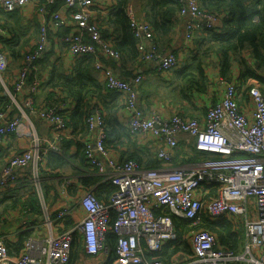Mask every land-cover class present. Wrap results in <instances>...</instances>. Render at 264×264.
I'll return each instance as SVG.
<instances>
[{
	"label": "built area",
	"instance_id": "built-area-1",
	"mask_svg": "<svg viewBox=\"0 0 264 264\" xmlns=\"http://www.w3.org/2000/svg\"><path fill=\"white\" fill-rule=\"evenodd\" d=\"M40 1L0 0V7L14 11ZM56 1L43 0L38 10L44 12ZM60 1L64 11L51 14L53 25H61L65 14L77 28L64 33L61 41L75 59L82 55L94 57L93 66L104 73L105 86L124 97V107L129 112L126 127L131 135L135 138L150 136L160 144L155 152L159 164L143 168L134 159H115L105 143L107 130L103 114L94 108L86 118L87 135L81 141L84 158L101 180L111 182L115 189L107 201L97 198L90 186L72 198L68 197L67 190L73 182L61 181L59 194L65 203L52 212L45 208L43 223L47 234L39 233L37 224L25 221L22 223L25 229L22 227L19 232L21 229L28 231V236L23 238L18 252H11L6 243L8 236L0 235V264H68L75 232L82 248L78 257L81 264H86L85 258L99 256L102 257L100 264H234L237 260L245 264H264V92L261 88L255 84L245 89L253 104L249 115L238 105L237 96L243 86L236 81L225 84L222 95L207 106L202 120L179 113L145 115L137 106V86L142 75L122 79L97 60L101 51L114 58L119 54L99 35L97 22L89 11L93 0ZM175 1L179 5L178 13L187 20L185 38H192L200 30L217 28L219 14L201 9L199 0ZM125 7L130 31L143 58L156 60L160 71L174 67L177 55L171 50L159 54L152 41V26L137 18L131 5ZM150 40L152 43L147 48L146 41ZM46 43V27L41 25L35 46L24 54L18 69L13 83L15 94L24 90L29 70L43 55ZM6 67V54L0 51V74ZM41 82L34 79L29 83L24 107L51 126L55 140L43 146L34 138L28 148L12 154L0 168V195L27 170L36 185V193L42 196L39 173L46 163V154L49 151L61 153V140L68 127L63 110L71 105L48 100L36 106L35 96ZM4 118L5 112L0 111V144L17 131L22 115ZM178 135L193 140L196 158L183 166L173 167L171 162ZM78 209L83 211L82 216L74 215ZM156 210L160 212L155 213ZM170 213L191 221V225L203 218L230 220V216H243L246 232L243 253L220 247L213 233L200 229L188 236L190 256L183 258L177 254L171 262L155 259L164 245L178 236ZM68 220L71 225L65 228ZM233 222L238 225L235 220ZM109 232L116 237L114 256H111L106 239ZM257 250L261 254L256 255ZM147 252H151L152 260L148 259Z\"/></svg>",
	"mask_w": 264,
	"mask_h": 264
},
{
	"label": "crops",
	"instance_id": "crops-1",
	"mask_svg": "<svg viewBox=\"0 0 264 264\" xmlns=\"http://www.w3.org/2000/svg\"><path fill=\"white\" fill-rule=\"evenodd\" d=\"M248 1L250 3L252 0ZM42 3L43 0L31 2L14 11H6L0 7V51L4 52L7 57V67L0 74V83L11 100V105L2 109V111L5 112L4 120L20 114L22 115V121L17 131L5 137L0 144V168L12 154L19 153L28 148L34 138H38L43 146H46L48 141L52 142L55 140L51 126L36 114L28 112L24 107L26 89L30 81L34 79L43 81L44 83L36 94L35 99L38 103L44 104L45 89H47L45 82L48 80L49 72L53 65L56 64L65 73H68L81 57L76 59L71 57L67 45L61 41V36L64 33L77 30L71 18L63 14L64 20L61 25L56 27L52 23L51 14L55 11H64L62 2L57 0L53 4L48 5L44 12H40L38 7ZM117 4V0H93L89 6L91 18L97 22L100 37L112 47L123 35L119 26H114L107 21L111 15L110 13L116 9ZM126 5H131L135 16L138 19L144 20V7L147 6L146 0H129ZM124 9L126 13V7ZM173 21V30L169 36L161 37L155 34L154 31V39L152 40L159 54L167 50H173L177 53V64L170 70L160 71L156 60H146L140 57L132 59L123 52H118V58H114L101 51L98 54L97 60L101 65L109 67L113 74L122 79H129L136 74L142 75V80L137 86V106L145 115L158 113L162 116H170L173 113H179L185 117L202 120L207 106L222 95L227 82L235 80L240 83L241 64L234 57V59L230 60L231 63L226 72H229L228 76L221 73L222 59L217 52L210 51L205 56L200 54V49L203 46L200 42L206 33L200 30L195 32L192 38L187 39L185 38L186 17L181 16L177 11V15ZM41 25H44L47 31L46 53H43L40 60L38 59L29 70V80L24 90L21 93L15 94L11 90H13V83L18 69L22 63L24 54L35 46ZM216 25L219 29L223 26L221 16H219ZM84 38L89 39L87 35ZM151 43V40L146 41V47L149 48ZM238 57H242L250 63L253 71L264 80V66L254 63L246 51L239 53ZM194 58L200 60L199 67L195 71L190 72L189 75L184 74L183 70L186 71L185 67ZM198 70L201 72H198ZM93 73L100 82L104 83V73L102 71L94 67ZM193 82H197V85H193ZM241 83L243 88L256 84L264 92V81L261 82L255 78H247L241 81ZM58 93V100L55 101H65L67 106L74 105V102L67 97L64 90H59ZM92 97L96 98L94 99L92 108H98L104 114L109 133L112 131L111 126L116 127V129L126 127L129 112L124 107V97L120 92L109 91L103 88L100 96L95 94ZM237 102L245 114L249 115L251 113L253 104L246 90L239 91ZM108 122H114V124L111 125ZM86 135L84 126L82 127L80 124L76 127L68 125L64 130V144L61 149L64 147V153L67 156L68 162L60 168L50 167L51 169L47 167V162L44 164L39 173V184L43 192L42 196L36 193V185L31 180L27 170L26 175L22 172L17 182L1 193L0 197H20L15 207L6 211L3 214V218L0 219L1 236H8V241L11 240L13 242L17 240L19 230L23 227L22 223L25 221L30 224L35 221V224H37L36 229L39 233L45 232L46 227L43 223L45 208H48L52 212L55 208L65 203L59 194V183L63 180H71L73 182L67 190L68 197L72 198L79 195L88 186L93 187V190L99 188L100 181L88 183L89 177L96 176V173L86 161L84 162L81 156V141ZM112 135V141L115 144L111 145L113 147L110 146V154L117 160L120 159L121 154L126 155L133 152L139 155L152 152L155 155L156 149L160 147V144L150 136L129 139L128 136L122 137L114 133ZM185 138L184 135H178L177 147L174 150L171 162L173 167L183 166L187 162H191L193 158H196L193 140L191 138L186 140ZM45 192H47L46 197L44 196ZM34 193L37 197L36 202L39 209L34 208V204L31 203V197L35 200ZM45 204L47 207H45ZM74 215L78 217L82 216L83 211L78 209L74 212ZM234 220L238 225H235ZM230 221L234 224L233 230L241 238L236 253L242 254L246 244L245 218L241 215L230 216ZM25 227L23 228L25 229ZM262 253H264V250H262ZM179 254L183 255V258L188 256L184 253ZM258 254L261 253L259 252ZM101 261V256L85 258L86 264H100ZM233 263L245 264L244 261L240 260L233 261ZM73 264H81V261L76 259Z\"/></svg>",
	"mask_w": 264,
	"mask_h": 264
},
{
	"label": "trees",
	"instance_id": "trees-1",
	"mask_svg": "<svg viewBox=\"0 0 264 264\" xmlns=\"http://www.w3.org/2000/svg\"><path fill=\"white\" fill-rule=\"evenodd\" d=\"M128 1L129 0H117L118 4L116 9L110 13L111 15L107 20L114 26H119L123 33V35L113 47L118 52L126 53L132 59H135L136 57L143 58V53L137 49L136 41L130 31L128 18L125 13L124 8ZM146 5L147 6L144 7V20L152 26L153 32L155 31V34L160 35L161 37L169 36L173 30V20L175 19L179 8L178 3L175 0H146ZM199 7L207 12L219 14L223 24L220 29L214 28L211 30H201L206 34L203 35L202 41L200 42L203 45L200 49V54L205 56L210 51L217 52L222 59L221 73L225 74L226 76L229 74V72H226L228 71L231 63L230 60L234 59L235 57V60H238L241 64V81H244L247 78H255L261 82L264 81L261 76H258L253 71V68L251 67L252 65L250 63H248L242 57L237 58L239 53L246 51L254 63H257L259 66H264V0H252L250 3L248 0H199ZM254 16H256L255 19H253ZM45 53L46 52L44 51V54ZM93 63V56L82 55L76 62L73 69L68 73H65L62 68L54 64L49 72L48 80L45 82L47 89H45L46 95L44 97V101L58 100V91L64 90L67 97L70 98L72 102H74V105L69 108H65L63 110V116L68 125H73L76 127L78 124H80V126H84L85 132L86 118L91 113L94 99H96L92 96L95 94L100 96L101 90H103V88L109 91H114L107 88L103 82H100L97 79L93 73ZM199 65V59H192L191 63L185 67L186 71L183 70L184 74L189 75L190 72L193 70L195 71ZM198 72L201 71L198 70ZM241 81L240 84L242 85ZM43 83L44 82L42 81L41 86ZM193 85H197V82H193ZM247 87H249V85L243 89L245 90ZM11 91L14 92L13 90ZM35 104L38 107L43 105L42 103H38L36 99ZM9 105H11V100L5 93L0 83V111ZM103 119L107 130L104 114ZM108 124L112 125L114 122H108ZM111 127L112 131L110 133L107 131L108 133L105 139L107 148L110 150L111 147H113L111 145L115 144V142L112 141V133L122 137L128 136L129 139H133L134 137L131 135L127 127H119L117 129L114 126ZM63 139L61 140V147L64 144ZM81 156L85 162L86 160L84 158L83 147ZM126 159L136 160L143 168L156 167L159 164V161L152 152L145 153L144 155H139L134 152L127 153L126 155H120L119 160ZM46 162V165L49 168H60L64 166L68 162L67 156L64 153V147L62 148L61 153L49 151L46 154ZM97 181H100L99 188L93 190V192L97 198L107 201L111 192L115 189V186L112 185L111 182L102 181L101 176L98 174H96V176L94 175L89 177L88 183H94ZM46 193L47 192L44 193L45 197ZM211 193H214V191H211ZM34 195L35 200L31 197V203L34 204V208L39 209V206L36 202V194L34 193ZM19 200L20 197H0V219L3 218V214L6 211L15 207ZM158 212H160V210L155 211V213ZM164 212H168V210H164ZM171 217L174 227L178 231V236L176 239L167 242L164 245L162 251L156 254L155 259L157 260L171 262L173 257L179 253H184L190 256L191 250L188 245V236L192 231L200 229H204L213 233L216 236L219 246L223 248H229L230 250L236 252L239 247L241 238L239 237L238 233L233 230L234 224L227 218L223 217L217 220L203 218L198 224L191 225V221L178 218L173 214H171ZM35 223L36 222L34 221L32 224ZM70 225L71 221L68 220L65 222V228L69 227ZM58 229L61 230V227H58ZM27 236L28 231L22 230L18 233L16 238L17 240L13 242L11 240H9L10 242L6 240L9 250H11V252H18L23 238ZM106 239L108 245L111 248V256H114L116 237L113 233L109 232L106 236ZM81 251L82 248L80 238L75 232L74 238L72 240L68 264H73L75 260L78 259ZM147 256L149 260H152L150 259V256H152L151 252H147ZM179 261L182 262L183 260L180 258Z\"/></svg>",
	"mask_w": 264,
	"mask_h": 264
},
{
	"label": "rangeland",
	"instance_id": "rangeland-1",
	"mask_svg": "<svg viewBox=\"0 0 264 264\" xmlns=\"http://www.w3.org/2000/svg\"><path fill=\"white\" fill-rule=\"evenodd\" d=\"M45 233L47 234V229L45 230ZM259 252H260V251L255 252V254L258 255Z\"/></svg>",
	"mask_w": 264,
	"mask_h": 264
}]
</instances>
